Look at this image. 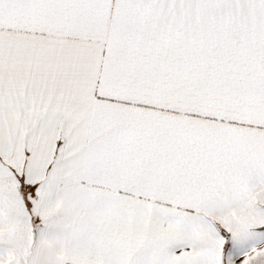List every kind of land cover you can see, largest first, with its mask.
I'll use <instances>...</instances> for the list:
<instances>
[{"label":"snow or ice","instance_id":"1","mask_svg":"<svg viewBox=\"0 0 264 264\" xmlns=\"http://www.w3.org/2000/svg\"><path fill=\"white\" fill-rule=\"evenodd\" d=\"M0 264H264V0H0Z\"/></svg>","mask_w":264,"mask_h":264}]
</instances>
